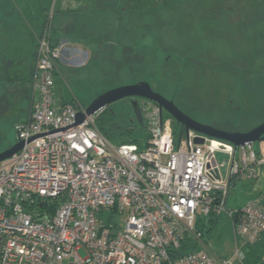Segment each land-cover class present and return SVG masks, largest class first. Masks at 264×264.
<instances>
[{"label": "built area", "instance_id": "1", "mask_svg": "<svg viewBox=\"0 0 264 264\" xmlns=\"http://www.w3.org/2000/svg\"><path fill=\"white\" fill-rule=\"evenodd\" d=\"M46 17L31 105L16 125L24 147L0 162V264H231L212 254L197 223L226 212L230 180L254 179L263 157L253 144L236 147L193 130L184 137L183 127L177 140L175 119L144 98L142 145L112 144L96 123L102 111L77 124L86 108L58 106L54 95L61 51L53 39L54 9ZM218 152L228 157L226 172ZM240 213L243 243L259 242L264 202L249 201ZM113 217L121 221L112 225ZM183 244L187 252L173 259Z\"/></svg>", "mask_w": 264, "mask_h": 264}, {"label": "rangeland", "instance_id": "2", "mask_svg": "<svg viewBox=\"0 0 264 264\" xmlns=\"http://www.w3.org/2000/svg\"><path fill=\"white\" fill-rule=\"evenodd\" d=\"M7 1L11 4L8 10H16L20 18L21 12L48 13L57 3L50 0L43 10L40 4L44 1L19 0L20 7L14 0ZM110 1L114 0H83L86 7L74 14L75 20L88 21L84 30L91 34L87 39L99 47L83 72L72 68L56 76L54 95L59 106L73 100V104L87 108L111 89L145 81L194 120L217 129L248 132L264 122V0ZM125 2L137 10L129 9L127 17ZM67 20L71 28L72 19L56 13L54 38L68 30ZM18 84L10 87V97L0 105V152L19 141L16 125L30 106L31 85L23 91ZM105 110L107 114H101L106 119L112 117L107 122L110 134L105 135L112 144L133 139L138 145L144 143L146 129L138 126L129 98ZM181 128L175 122L177 140ZM263 145L264 140L255 142L254 150H263ZM216 159L226 172L227 155L218 152ZM259 180L241 181L232 188L227 208L246 205L255 194V198L259 196L251 186ZM110 215L111 211L105 212L103 220L108 222ZM217 217L210 233V217L198 218L197 228L215 257H231L235 252L232 223L225 212ZM119 221L113 217L111 222ZM192 243L200 245L194 239ZM78 253L87 255L84 249Z\"/></svg>", "mask_w": 264, "mask_h": 264}, {"label": "crops", "instance_id": "3", "mask_svg": "<svg viewBox=\"0 0 264 264\" xmlns=\"http://www.w3.org/2000/svg\"><path fill=\"white\" fill-rule=\"evenodd\" d=\"M14 1L17 3L18 6L20 5L19 0H14ZM21 1L24 2V0ZM42 1H44V4L41 3L40 7H42L44 10L49 6L48 1L50 0H38V2H42ZM82 1L83 0H57V3L55 2V4L53 5L54 14H55L54 23H55L56 13L60 14L61 17L71 18L73 22V26L71 28L69 26L68 20L64 23L65 26L67 25L66 29H68L65 33H63L66 35L63 34L60 35L59 33L56 38L53 37L54 41L58 42L61 51V59L57 63L55 79L56 76L60 75L61 73L64 74L67 70H70L72 68L79 69L81 70L80 72H83L84 69L87 68L94 59V56L96 55L94 52L99 47L96 44V42L92 43L90 39H87V37L90 36L88 34H91L86 30H84V28H86L85 27V25L87 24L86 22L88 21L84 20V18H77L76 20L74 19L75 16L74 14L77 13L78 11L80 12L81 9L86 7L82 3ZM116 1L118 0H114L113 2L110 1V3H114V2L116 3ZM75 5H77L79 8H76ZM27 9H29V6L27 7ZM70 11L71 13H69ZM112 12L113 14H116V11H112ZM46 14L47 13L43 12L42 15L37 16V12H33V13L29 12L28 15L25 14L24 12L23 13L21 12V18L19 20L21 23L20 25L22 26V31L20 30L18 33L14 32L13 35L7 33L6 30L8 28L9 29L12 28V21L7 19H3L2 21L0 18V96L8 95L10 93V91L8 90H10L11 85L7 83V80L9 79L14 81V84L19 83L18 84L19 88H22L23 91L27 90L28 87L30 86V82L33 76V71L35 68V62H32L31 65H29L27 61L26 51H24V48L22 49L20 48L21 44L23 45L25 41L24 39L25 34L22 33H24V31H26V33L28 34L30 32H33V30H35L36 21L40 17H45ZM39 35H40V27L37 24V39ZM93 41H97V40H93ZM15 42L18 46V50L15 53H11L10 46L13 43L15 44ZM72 101H67L64 104L67 103L70 104ZM29 105H31V100L29 102ZM260 153L264 157V145H263V150H260ZM262 171L263 170H261L260 173L262 179L259 180L260 176L257 179L261 182L257 185H251V186H255L256 193H259L258 194L259 196L264 194V171L263 172ZM237 186L238 183L236 186H234V188ZM255 196L252 199H255ZM228 199L226 202L227 211L225 212V214H227L228 211H239L245 205L244 203L239 207L232 206L231 208H229L231 210H229L227 208ZM227 218L232 223V230H233L232 234L234 238L235 218L229 216ZM212 219L210 218L211 227L209 229V233L213 229L212 224H214L218 220V217L214 216ZM234 241H235L234 254H232L231 257H227V256L216 257L218 260H229L231 261V264H264V236L258 243L254 245L243 243L242 241L235 240V238Z\"/></svg>", "mask_w": 264, "mask_h": 264}, {"label": "water", "instance_id": "4", "mask_svg": "<svg viewBox=\"0 0 264 264\" xmlns=\"http://www.w3.org/2000/svg\"><path fill=\"white\" fill-rule=\"evenodd\" d=\"M130 99V105L134 111L137 122L143 127L145 126L144 118L141 112L139 98H144L157 103L163 110L169 113L176 122L180 123L185 131H196L202 135L221 141H226L236 147H245L255 142L264 140V122L248 132H228L215 127L203 124L194 120L192 117L184 113L173 101L167 99L162 94L155 92L148 82L142 81L133 85H124L111 89L99 95L85 110V112L77 113V124L85 121L86 117L94 116L105 110L110 105L124 100ZM198 144H202V139H197ZM24 147V141H18L16 144L0 152V162L11 158Z\"/></svg>", "mask_w": 264, "mask_h": 264}, {"label": "trees", "instance_id": "5", "mask_svg": "<svg viewBox=\"0 0 264 264\" xmlns=\"http://www.w3.org/2000/svg\"><path fill=\"white\" fill-rule=\"evenodd\" d=\"M145 9V8H144ZM130 10H133V8L131 7L130 8ZM133 11H135V10H133ZM141 12H144L143 10H140ZM130 13V11L129 10H127V11H125V14L128 16V14ZM55 15V14H54ZM126 16V17H127ZM55 17V16H54ZM46 21H47V17H46V15H45V17H40L37 21H36V24H35V30H33V32H30L29 34L28 33H26V31H24V33H22V34H25V37H24V39H25V41H24V43H23V45L21 44V46H20V48L22 49V48H24V51H26V54H27V61H28V64L29 65H31V63L32 62H35V60H36V46H37V24L39 25V27H40V34L43 32V30H44V27H45V25H46ZM20 34H21V32H20ZM16 41V40H15ZM56 44L58 45V42H56ZM18 50V46H17V44H16V42H15V44L13 43V44H11V46H10V51H11V53H15L16 51ZM73 102H71L70 104H72ZM68 104V103H67ZM104 112H105V114H107V112H106V110H104L103 111V113L102 114H104ZM99 115L98 116V118H97V120H96V123H97V125H98V127L100 128V130L102 131V133L104 134V135H107V136H109V131L107 130V122H109V121H111L112 120V117H108L107 119L105 118V115ZM137 121V120H136ZM138 123V122H137ZM138 126H140V127H142L139 123H138ZM144 127V129H146V127L145 126H143ZM146 133H147V130H146ZM147 136H148V134H147ZM138 142V140H135V139H133V140H127V141H125L124 140V142H123V144H136ZM259 155H261L262 156V154L260 153V151H256ZM263 157V156H262ZM263 159H264V157H263ZM262 167H264V164L263 165H261V166H259V167H257V176L254 178V179H239V178H237V177H234L233 179H231L230 181H231V184H230V186H231V190H232V188H234V186H236L237 185V183H239V182H241V181H248V182H252V181H255V180H257L258 178H259V176H260V173H261V170H262ZM256 199H260V200H262V202H264L263 200H264V194L263 195H260L259 197H257V198H255V199H253V200H256ZM250 201H252V200H250ZM52 212H54V210H51V213ZM215 215H211V216H209L211 219L214 217ZM215 217H217V216H215ZM233 218H235V224H234V238H235V240H239V241H242V239L240 238V236L238 235V233H237V231H236V229H237V224L239 223V221H240V218H241V213H240V210L236 213V215L233 217ZM213 220V219H212ZM211 220V221H212ZM197 225H198V223H197ZM198 229V228H197ZM203 236V235H202ZM243 242V241H242ZM205 243V245L207 246V243L206 242H204ZM258 243V242H257ZM256 244V243H255ZM250 245V244H249ZM252 245H254V244H252ZM189 247H188V244H183V250L182 249H179V250H176V251H172V257H173V259H176V258H178V256L179 255H181L182 253H186L187 252V249H188ZM231 262V261H230Z\"/></svg>", "mask_w": 264, "mask_h": 264}, {"label": "flooded vegetation", "instance_id": "6", "mask_svg": "<svg viewBox=\"0 0 264 264\" xmlns=\"http://www.w3.org/2000/svg\"><path fill=\"white\" fill-rule=\"evenodd\" d=\"M9 5L10 4L8 3L7 0H0V9L3 10V15H4L3 18L12 21V28L11 29H9V28L6 29L7 33L13 35L14 32L18 33L20 30L22 31V26L20 25L21 23H20V20H19L20 19L19 13L16 10L15 11L14 10H11V11L8 10V6ZM130 8L131 7H128L127 3L125 2L124 10L126 11V10H128ZM140 10H142V9H140ZM135 11H137V10H135ZM16 15H18V17ZM0 18H2V15H0ZM7 83H9V85H11V86L14 85V81H12L11 79L7 80ZM8 96L10 97V93L8 95L0 96V105L3 104L2 103L3 100L7 99ZM19 120H21V118Z\"/></svg>", "mask_w": 264, "mask_h": 264}, {"label": "clouds", "instance_id": "7", "mask_svg": "<svg viewBox=\"0 0 264 264\" xmlns=\"http://www.w3.org/2000/svg\"><path fill=\"white\" fill-rule=\"evenodd\" d=\"M31 83V82H30ZM139 100H140V98H139Z\"/></svg>", "mask_w": 264, "mask_h": 264}, {"label": "bare ground", "instance_id": "8", "mask_svg": "<svg viewBox=\"0 0 264 264\" xmlns=\"http://www.w3.org/2000/svg\"><path fill=\"white\" fill-rule=\"evenodd\" d=\"M103 111H104V110H103ZM103 111H102V112H103Z\"/></svg>", "mask_w": 264, "mask_h": 264}]
</instances>
